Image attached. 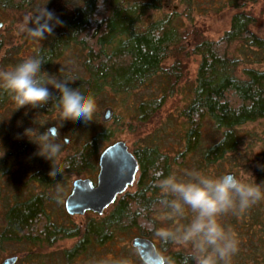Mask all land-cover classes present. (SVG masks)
I'll return each instance as SVG.
<instances>
[{
	"label": "trees",
	"instance_id": "obj_1",
	"mask_svg": "<svg viewBox=\"0 0 264 264\" xmlns=\"http://www.w3.org/2000/svg\"><path fill=\"white\" fill-rule=\"evenodd\" d=\"M35 2L0 0V9L21 14ZM162 2L102 0L101 7L100 0H84L72 14L62 19V23L54 24L60 29L48 32L31 57L46 61L42 65V75L46 79L43 69L48 70L64 50L79 48L86 75L77 76L68 86L78 87L95 99L99 95L105 96L107 89L127 96L143 87L153 86L155 92L140 99L136 106V119L140 125H145L154 119L185 77L188 58L192 54L199 55L192 96L180 110L186 124L183 151L170 157L156 144L134 150L139 162L134 192L126 191L118 196L111 209L98 218L86 217L81 223H56L46 207L50 199L46 188L62 180L65 174L91 176L96 173L102 141H108L112 133L109 129L91 131L80 150L57 166L61 172L52 176L35 170L30 175L33 186L27 189L28 195L5 206L0 224V253L21 245L26 253L19 262L49 264L51 254H44V250L60 240L76 239L71 248L60 252L61 264H84V260L86 264L93 261L97 264L111 251L124 252L126 258L130 257L132 248L125 244L120 246L121 238L133 235L153 240L156 238L153 226L160 227L158 216L163 212L156 203L159 190L154 187L155 174H172L174 165H183L186 156L196 151L200 154V168L208 169L236 150L240 125L256 120L264 123V68L245 66L242 77L237 74L242 59L230 53L235 42L242 45V49H264V37L250 29L251 24H256L254 16L245 10L235 11L230 28L219 39L210 40L201 29L181 28L176 22L180 13L175 9L143 22L149 11L161 8ZM185 2L189 11L192 2ZM168 58L172 59L170 63H166ZM49 90L58 97L55 89ZM9 99L7 93L0 92L1 105ZM57 109L55 100L38 108L42 113ZM128 124L131 126L130 122ZM207 126L212 133L206 143ZM39 187H42L40 191H33ZM158 248L171 264H193L189 252L174 249L171 242L160 240ZM135 259L143 264L139 257Z\"/></svg>",
	"mask_w": 264,
	"mask_h": 264
},
{
	"label": "rangeland",
	"instance_id": "obj_2",
	"mask_svg": "<svg viewBox=\"0 0 264 264\" xmlns=\"http://www.w3.org/2000/svg\"><path fill=\"white\" fill-rule=\"evenodd\" d=\"M185 1L163 0L161 8L149 11L143 18V22L147 23L165 12L175 9L180 13L176 22L181 28L195 27L198 30L201 29L200 31L206 38L217 40L230 28L233 13L237 10H245L256 19V24H251L250 29L264 37V0H191L192 4L189 5V11ZM83 2L84 0H36L35 4L21 14L0 9V69L11 68L31 57L32 52L41 46L43 39L49 32L48 25L53 26L52 31L60 29L54 24L56 22L62 23V19L72 14L75 8ZM186 11L189 14H186ZM48 12L55 19L50 17ZM32 30L43 32V36H34ZM241 47L242 45L235 42L230 49L231 54L242 59V63L237 67L238 75L245 76L243 73L245 66L264 68V59L262 58L264 57V49L249 47L242 49ZM78 49L71 47L64 50L63 54L53 61L48 70L43 69L46 80H74L77 76H85L86 73L81 64L82 53ZM171 60L168 58L166 63H170ZM187 61L185 77L179 83L176 91L166 99L154 119L145 125H140L136 119V106L140 99L149 97L152 92H155L153 86L143 87L127 96L114 94L108 89L105 90V96L99 95L96 99V112L93 120L89 122L75 120L63 123L59 119V109L52 113H42L37 108L16 109L12 99H9L4 105L0 104V155L4 153L0 157V224L5 206L15 200H22L28 195L27 189L33 186L30 175L35 170L50 173L53 168L49 160L37 154L38 146L25 135L26 130L29 137L35 139L49 125H54L59 129V138L56 142L61 145V149L55 161L56 167L64 160L65 156L80 150L84 138L88 134L90 135L91 131L95 132L101 129H109L112 136L108 141H102L97 159L106 144L117 139L124 140L131 151L147 146V144L150 146L156 144L162 152L170 157L183 151V135L186 124L183 116L180 115V110L192 96L199 55L192 54ZM48 87L54 89L51 85ZM107 106L111 108V112L109 117L103 120V110ZM129 122L131 126H129ZM62 123L63 125L60 126ZM205 124H207V119ZM238 131L239 143L236 150L228 153L214 166L201 169L199 165L200 154L199 151H196L194 154L186 156L183 165H174L172 174L180 179H186V174L189 172H201L214 177L232 173L238 179H243L246 182H254V180L256 183L264 182L263 121L256 120L240 125ZM205 132L204 141L207 143L210 141L212 130L207 126ZM64 137H67V142L63 140ZM95 174L87 177L94 180ZM78 177H84V174H65L61 181L46 188L50 198L46 207L50 218L56 223H81L86 217L98 218L101 216L92 212L82 216H70L65 212L64 198L70 191L72 180ZM135 188L136 185L133 184L128 188V191H134ZM41 189L42 187H39L33 191H40ZM111 207L112 205L104 213L109 211ZM162 216L163 214L158 216L160 227L174 226V222L164 221ZM221 222L239 241L238 251L232 257L231 264H264V200L252 205L243 213L230 212L223 215ZM133 237L130 235L121 238L122 244L120 246L125 244L132 248L130 257L127 256L126 258V254H122L124 252L117 254V252L111 251L99 260L102 262L107 259L109 264L113 262H117V264H139L135 259L136 256L139 257L138 252L131 245ZM75 241L76 239H63L53 247L44 250V254H51L49 264H61L60 252L71 248ZM153 241L159 249L160 239L156 237ZM173 248L189 252L188 248L178 244H173ZM25 253L26 251L21 245L13 246L10 250L0 253V263L5 257L15 254L18 256L15 264H25L19 262ZM140 261L142 260L140 259ZM86 263L84 260V264ZM94 263L96 262L93 261L92 264Z\"/></svg>",
	"mask_w": 264,
	"mask_h": 264
},
{
	"label": "clouds",
	"instance_id": "obj_3",
	"mask_svg": "<svg viewBox=\"0 0 264 264\" xmlns=\"http://www.w3.org/2000/svg\"><path fill=\"white\" fill-rule=\"evenodd\" d=\"M48 15L54 18L49 12ZM52 27L48 25L49 32H52ZM32 34L43 36V32L36 30H32ZM45 62L42 58L28 57L11 68L0 69V92L10 96L16 109H38L55 100L59 119L63 123L92 121L97 108L95 97L84 94L78 87H69L74 80H46L42 75ZM49 85L58 92V97L53 96ZM59 133L56 126L50 127L31 139L25 131V135L38 146L37 154L52 163L53 168L49 173L52 176L57 171L61 172L55 164L61 149L56 142ZM186 176V179H180L174 174H155L154 187L159 190L156 203L163 212L162 220L174 222V226H153L155 236L161 241L188 248L193 264H231L239 241L225 228L221 217L230 212L243 213L264 200V182H246L231 173L214 177L189 172ZM137 251L143 264H171L169 258L159 250ZM99 264H109V261L105 259Z\"/></svg>",
	"mask_w": 264,
	"mask_h": 264
},
{
	"label": "water",
	"instance_id": "obj_4",
	"mask_svg": "<svg viewBox=\"0 0 264 264\" xmlns=\"http://www.w3.org/2000/svg\"><path fill=\"white\" fill-rule=\"evenodd\" d=\"M110 112L111 108L105 107L102 119L106 120ZM137 171L138 162L124 140L117 139L106 144L98 156V173L95 182L89 178L72 181V189L64 201L67 214L73 216L92 212L102 215L117 197L133 184ZM131 245L136 250H157L155 242L146 237H134ZM139 257L141 259L140 255ZM17 260L18 256L14 254L5 257L0 264H15Z\"/></svg>",
	"mask_w": 264,
	"mask_h": 264
},
{
	"label": "flooded vegetation",
	"instance_id": "obj_5",
	"mask_svg": "<svg viewBox=\"0 0 264 264\" xmlns=\"http://www.w3.org/2000/svg\"><path fill=\"white\" fill-rule=\"evenodd\" d=\"M50 127H55V126H54V125H49L48 128H50ZM48 128H47V129H48ZM65 138H66V142H67V137H64L63 140L65 141ZM0 150H1V141H0ZM130 151H131V150H130ZM131 152L134 154V151H131ZM134 156H135V154H134ZM65 158H67V156H65L64 159H65ZM135 158H136V156H135ZM136 160H137V158H136ZM62 161H63V160H62ZM62 161H61V162H62ZM61 162L58 164V166L61 164ZM137 162H138V160H137ZM45 173L49 174V172H45ZM97 173H98V159H97V161H96V174H95V175H97ZM138 175H139V162H138V171H137V174H136V178H135V180H134V182H133L134 185H136V182H137V179H138V177H137ZM78 178H88V177H87L86 175H84V177H78ZM78 178H76V179H78ZM89 179H90V178H89ZM74 180H75V179H74ZM91 180H92L93 182H95L96 177H95L94 180H93V179H91ZM60 181H61V180H60ZM72 181H73V180H72ZM133 184H132V185H133ZM132 185H131V186H132ZM71 189H72V182H71V188H70V191H71ZM135 189H136V188H135ZM70 191L68 192V194L70 193ZM127 191H128V190H127ZM134 191H135V190H134ZM134 191H129V192H134ZM68 194H67V195H68ZM67 195H66V197H67ZM66 197H65V198H66ZM65 198H64V201H65ZM64 210H65V207H64ZM65 212H66V210H65ZM66 213H67V212H66ZM86 213H88V212H85L84 214H86ZM84 214H83V215H84ZM68 215H69V214H68ZM70 216H72V215H70ZM73 216H74V215H73ZM80 216H82V215H80ZM156 247H157V246H156ZM157 250H158V249H157Z\"/></svg>",
	"mask_w": 264,
	"mask_h": 264
}]
</instances>
